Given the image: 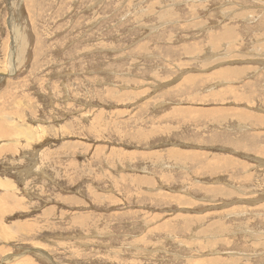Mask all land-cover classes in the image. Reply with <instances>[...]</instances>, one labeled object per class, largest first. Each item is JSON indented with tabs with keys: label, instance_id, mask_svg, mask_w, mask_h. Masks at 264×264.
<instances>
[{
	"label": "rangeland",
	"instance_id": "374dc122",
	"mask_svg": "<svg viewBox=\"0 0 264 264\" xmlns=\"http://www.w3.org/2000/svg\"><path fill=\"white\" fill-rule=\"evenodd\" d=\"M0 264H264V0H0Z\"/></svg>",
	"mask_w": 264,
	"mask_h": 264
},
{
	"label": "bare ground",
	"instance_id": "6f19581e",
	"mask_svg": "<svg viewBox=\"0 0 264 264\" xmlns=\"http://www.w3.org/2000/svg\"><path fill=\"white\" fill-rule=\"evenodd\" d=\"M16 50V49H15ZM11 186H13L14 187V185H11Z\"/></svg>",
	"mask_w": 264,
	"mask_h": 264
}]
</instances>
